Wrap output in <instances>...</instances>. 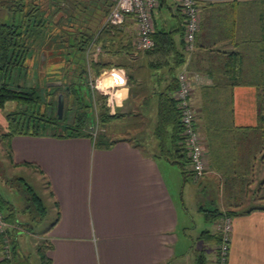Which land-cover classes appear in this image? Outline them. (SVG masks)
Masks as SVG:
<instances>
[{"label": "crops", "instance_id": "obj_1", "mask_svg": "<svg viewBox=\"0 0 264 264\" xmlns=\"http://www.w3.org/2000/svg\"><path fill=\"white\" fill-rule=\"evenodd\" d=\"M152 20L154 29L177 30L173 39L184 52L181 65L152 66L161 54L135 50L131 16L117 29L111 48L95 55L112 67L101 73L112 87L105 105L125 115L109 126L145 122L146 141L108 135L117 140L109 149L94 148L87 138L10 141L18 166L8 160L9 166L37 176L44 193L40 210L48 206L53 213L45 232L47 256L51 264H182L191 250L173 178L180 170L189 175V164L162 150L154 132L159 100L173 98L177 76L186 71L206 153L207 170L199 180L204 188H217V203H211L232 218L227 264H264V0H206L189 54L183 51L184 17L177 1L159 0ZM1 111L6 131L7 112ZM7 223L9 243L17 245L23 227ZM210 235L200 234L198 242L205 246Z\"/></svg>", "mask_w": 264, "mask_h": 264}, {"label": "trees", "instance_id": "obj_2", "mask_svg": "<svg viewBox=\"0 0 264 264\" xmlns=\"http://www.w3.org/2000/svg\"><path fill=\"white\" fill-rule=\"evenodd\" d=\"M28 1L0 0V110H3L8 102H16L22 106L5 113L7 127L6 131L0 133V140L5 145L11 166H18L12 163L10 151V141L15 136L87 138L92 141L94 148H111L117 140L109 139L103 132V126L118 121L125 115L111 113L105 105L106 97L91 89L90 81H94L103 71L112 67L102 63L95 55H87V51L91 44H99L104 52L111 48V40L117 36L118 28L101 26L113 7V2L111 0H51L58 6L69 4L72 8L67 22L69 28L55 29V32L50 30L55 23L39 16L34 4L30 3L28 9ZM90 15L94 16V20H89ZM48 18L51 19L52 16L49 15ZM58 20L64 21V17L60 15ZM52 32L54 33L50 35ZM176 32L177 30L165 32L154 29L152 34L154 48L146 53L161 54L163 58L152 66L172 63L173 67H177L183 63L184 52L178 51L173 39ZM37 51L45 54L43 58L48 63L47 67L57 64L59 70L64 73V79L59 80L61 86L56 89V97L50 102L46 101L47 96L44 97L45 99L42 98V93L35 86L22 85L24 81L20 83V80L27 76L26 62L35 59ZM169 53H173L174 58L169 59ZM16 78L17 81L14 82ZM126 79L129 82L128 75ZM59 94L63 95L64 101L61 119L56 113ZM52 95L53 93L48 96L52 98ZM95 104L98 105L97 119L94 116ZM157 112L158 120L154 135L161 149L165 152L172 151L176 157L187 158L175 100L164 95L159 100ZM18 181L24 183L22 179ZM26 189L31 195V202L41 207L39 198L32 193L31 188ZM12 208L10 202L0 193V213L5 215V220L10 224L16 223ZM41 210H44L43 207ZM223 215L225 214L214 210L208 211L205 216L218 220ZM202 235H210V232L204 231ZM210 236L211 242L218 245L217 234ZM1 239L0 237V254ZM49 249V245H39L37 253L40 264H51L47 256ZM15 250L16 243L12 242L11 257L15 254ZM197 261L198 264H204V255H200ZM0 264H10V259L1 257Z\"/></svg>", "mask_w": 264, "mask_h": 264}, {"label": "rangeland", "instance_id": "obj_3", "mask_svg": "<svg viewBox=\"0 0 264 264\" xmlns=\"http://www.w3.org/2000/svg\"><path fill=\"white\" fill-rule=\"evenodd\" d=\"M30 3L34 4L37 8L39 16L43 18L45 17L55 23V26H52L50 30L55 31V29L63 30L64 28H67L69 13H72V8L69 4L58 6L51 0H29L27 6L29 7L28 9H30ZM92 14L94 13L92 12ZM49 15L52 16L51 19L48 18ZM60 15L64 17V21L58 20ZM88 18L89 20H94L93 15H90ZM78 22L80 21L78 20ZM101 27L104 26L102 25ZM53 33L54 32L50 35ZM56 44L60 45L58 42H56ZM52 46H54V43H52ZM97 47L101 48L99 44H97ZM101 52L102 48L99 53ZM35 53L36 58L26 62L27 76L23 77L22 80H20V83L24 81L22 85L35 86L42 93V98L45 99L44 97L47 96L48 100L46 99V101L50 102L52 101L51 99L56 97V89L60 88L54 86L53 83L61 82L59 80L64 79V73L59 70L57 64L51 65L50 68L47 67L48 63L43 58L45 54L39 51ZM96 54L97 52H94V55ZM128 70H130L129 65ZM13 81L16 82L17 78ZM90 83H93V80H91ZM95 92L100 94V92ZM51 93H53L52 98H50L51 96H48ZM105 97L107 100L108 97ZM18 107L20 108L22 106L18 105L16 102H8L5 104L3 112H9ZM97 109L98 105L95 104L94 116L96 119ZM70 119L71 116L69 117V120ZM145 126H147L145 122H133L131 124L122 121L116 124H111V126H103V132L109 136H113V138L122 135L138 139L140 142L141 140L146 141L147 139V136L145 135ZM140 130H142V136H140ZM3 131V128L0 126V133ZM96 131L97 128L95 132ZM174 175L173 180L175 183V192L180 204H183L185 208L182 216L184 223L182 228H184L186 234V240L189 246L188 249L191 250V252L182 259V264H197V259L201 254V250H205V264H211V250L214 243L210 242L203 246V244L198 242L197 237L204 231L213 232L218 224V220H215L214 218H206L205 216L208 211L212 212L215 210L216 207L212 205L211 202L217 203L218 190L216 187L204 188V184L201 185L200 180H193L190 175L184 174L181 170L178 174L175 173ZM18 178H23L24 183L18 181ZM27 187H30L32 193L37 197L43 198L44 193L42 182L34 173L32 174V172L27 174L25 170H13V168L9 166L4 144L0 141V193L8 202H10L13 207L12 209L14 211L15 220L20 223L19 225H21V228L23 227L16 241V253L13 254V257L10 256V264H40L37 249L39 245L43 246L48 244L45 240V232L53 221V213L49 210L48 206L43 213L40 210L41 207L39 205L32 203L30 199L31 195L26 189ZM44 206L46 207V204ZM9 230L10 228H8V231ZM0 257H2V253Z\"/></svg>", "mask_w": 264, "mask_h": 264}, {"label": "built area", "instance_id": "obj_4", "mask_svg": "<svg viewBox=\"0 0 264 264\" xmlns=\"http://www.w3.org/2000/svg\"><path fill=\"white\" fill-rule=\"evenodd\" d=\"M113 7L106 16L103 26L109 28L121 27L127 16H131L136 25V37L133 42L135 50L147 52L154 48L152 34L154 32L152 14L159 4V0H111ZM184 17L183 45L186 53L195 49L196 35L200 24V5L206 0H175ZM230 1V0H223ZM101 51L97 44H91L87 55ZM104 75V74H103ZM102 74L91 83V89L101 95L111 97V86ZM177 89L173 99L176 102L182 126L183 143L188 160V174L193 180H199L207 170L204 139L199 132L196 122L195 110L190 102L191 79L186 71L177 76ZM10 228L5 216L0 213V237L2 238V258L10 259L11 245L7 231ZM216 234L219 244L214 251V264H227L229 246L232 232V218L223 215L216 225Z\"/></svg>", "mask_w": 264, "mask_h": 264}, {"label": "water", "instance_id": "obj_5", "mask_svg": "<svg viewBox=\"0 0 264 264\" xmlns=\"http://www.w3.org/2000/svg\"><path fill=\"white\" fill-rule=\"evenodd\" d=\"M53 85L54 86H60L61 82L53 83ZM63 109H64L63 95L59 94L58 100H57V106H56V113H57L59 119L62 118Z\"/></svg>", "mask_w": 264, "mask_h": 264}, {"label": "bare ground", "instance_id": "obj_6", "mask_svg": "<svg viewBox=\"0 0 264 264\" xmlns=\"http://www.w3.org/2000/svg\"><path fill=\"white\" fill-rule=\"evenodd\" d=\"M181 131V130H180Z\"/></svg>", "mask_w": 264, "mask_h": 264}]
</instances>
